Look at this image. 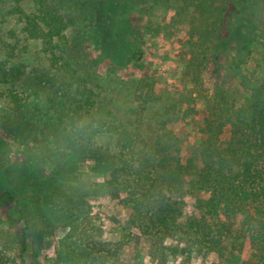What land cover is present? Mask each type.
<instances>
[{"label":"trees","instance_id":"obj_1","mask_svg":"<svg viewBox=\"0 0 264 264\" xmlns=\"http://www.w3.org/2000/svg\"><path fill=\"white\" fill-rule=\"evenodd\" d=\"M21 1L0 0L2 122L10 123L26 103L28 93L19 88L26 85L27 53L33 83L46 90L44 115L60 128L63 151L61 167L26 185L22 200L38 214L46 207L54 221H75L58 260L114 263L117 247L132 242L143 244L150 264L176 257L188 264L192 254H214V264H264L263 32L243 17L229 20L226 4L216 0H164L174 10L170 24L186 22L184 55L177 60L181 89L172 95L156 90L151 77L117 75L135 57L120 53L129 44L125 13L145 0H92L89 22L100 52L113 53L102 76L97 58L82 53L67 34L73 26L78 35L80 17L61 11L63 0H29L27 9ZM243 6L237 3L239 10ZM256 6L264 7V0ZM10 17L20 28L3 31ZM157 26L147 14L143 33L152 36ZM206 70L215 77L212 88L204 85ZM185 123L193 139L183 157V137L172 127ZM85 153L94 160L88 177L76 160ZM87 196H105L122 207L118 244L100 239ZM11 241V233L0 230V264H8L3 249ZM129 250L135 259L137 249Z\"/></svg>","mask_w":264,"mask_h":264},{"label":"rangeland","instance_id":"obj_2","mask_svg":"<svg viewBox=\"0 0 264 264\" xmlns=\"http://www.w3.org/2000/svg\"><path fill=\"white\" fill-rule=\"evenodd\" d=\"M155 2L156 6L150 0L138 2L134 10L125 13V19L129 23L126 40L129 44L121 48L120 53L129 56L134 52L135 57L131 64L121 66L122 68L117 70V75L120 79L132 78L135 75L151 77L155 79L156 90L168 91L175 95L181 89L177 81L180 71L177 60L184 55L182 45L186 33V22L170 24L174 14L173 8L167 6L164 0H155ZM20 3L26 9L31 4L29 0H23ZM237 3L244 5L243 10L237 8ZM224 4H226V15L229 20L243 17L244 20L255 24L264 35V7L257 8V0H216L215 2L217 6ZM233 5H236L235 8ZM59 6L61 11L80 17L76 25V29L79 30L78 35L75 34L73 26L67 28V34L71 40L80 43L82 53L89 58H97L95 70L99 75H104L113 53L111 54L110 50L104 55L100 52L99 40L93 34L89 22L92 0H63ZM147 14L154 24H158L156 28L149 31L153 33L152 36L143 33ZM168 24L169 26L165 27ZM1 25L3 31L20 28V23L13 17ZM31 46L36 48L38 44L34 42ZM1 54L0 52V58H2ZM25 54L26 57L22 56V65L26 85L20 87L19 91L25 89L28 97L25 99L26 103L22 111H18V116H13L10 123L2 122L3 106L6 100L0 97V230L10 232L13 238V242L11 241L9 246L3 249V253L8 264H64L57 258V249L60 244L65 243V238L75 221H54L46 207L39 209L38 214L28 200L27 202L22 200L25 196L22 189L26 185L32 187L35 180L48 178L52 172L61 167L60 153L63 151L60 147L62 145L60 128L53 121L47 120L44 115L46 90L33 83L32 77L35 74L31 70L33 62L31 56ZM219 61L222 62L223 57H220ZM209 72L206 70L203 74L204 85L212 88L215 77ZM195 115L199 117L204 115L201 104L197 105ZM173 128L183 137L182 154L186 157L189 153V140L193 139L192 134L188 133L189 123L177 124ZM79 159L81 162H78ZM76 160L80 163L79 170H83L82 174L86 177L92 176L94 160L87 153L78 155ZM53 180L55 178H52L51 182ZM85 199L90 206L88 215L93 226L97 228L100 239L105 244H118L124 219L122 207L105 196H87ZM186 201L190 204L192 199L186 198ZM24 227L25 238L22 239L21 231ZM22 243L25 247L19 251ZM166 243L172 242L167 240ZM129 248L137 249L138 256L134 255L135 259L131 256ZM117 254L119 258L114 263L108 261L103 264H150L148 258L144 256L142 243L121 244L117 247ZM88 255L87 251L85 258H88ZM215 261L214 254H192L188 264H214ZM167 264H183V262L176 257Z\"/></svg>","mask_w":264,"mask_h":264}]
</instances>
